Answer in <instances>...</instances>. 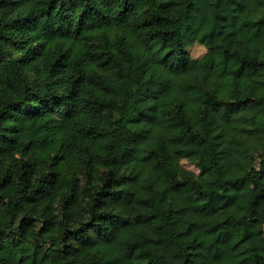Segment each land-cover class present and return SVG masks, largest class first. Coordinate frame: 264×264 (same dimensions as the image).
<instances>
[{"label": "trees", "instance_id": "obj_1", "mask_svg": "<svg viewBox=\"0 0 264 264\" xmlns=\"http://www.w3.org/2000/svg\"><path fill=\"white\" fill-rule=\"evenodd\" d=\"M209 241L264 264V0H0V264Z\"/></svg>", "mask_w": 264, "mask_h": 264}, {"label": "rangeland", "instance_id": "obj_2", "mask_svg": "<svg viewBox=\"0 0 264 264\" xmlns=\"http://www.w3.org/2000/svg\"><path fill=\"white\" fill-rule=\"evenodd\" d=\"M189 51L192 57L199 58L205 54L207 51L205 46L199 42H195L189 46ZM183 164L186 167H189L191 169H195L194 165L190 164L186 160L183 161ZM177 191L176 193L181 197L182 199V206L184 210H188L190 206L193 203V198L187 194L186 192ZM208 249L211 252V254L218 259H220L224 264H238V262L233 258L231 251L228 248H225L223 246L216 245L212 241H209L207 243Z\"/></svg>", "mask_w": 264, "mask_h": 264}]
</instances>
